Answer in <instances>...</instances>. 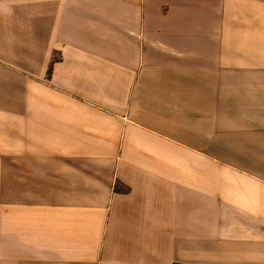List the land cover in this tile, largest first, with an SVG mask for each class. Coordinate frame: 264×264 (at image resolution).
<instances>
[{"label": "crops", "instance_id": "obj_1", "mask_svg": "<svg viewBox=\"0 0 264 264\" xmlns=\"http://www.w3.org/2000/svg\"><path fill=\"white\" fill-rule=\"evenodd\" d=\"M0 264H264V0H0Z\"/></svg>", "mask_w": 264, "mask_h": 264}]
</instances>
